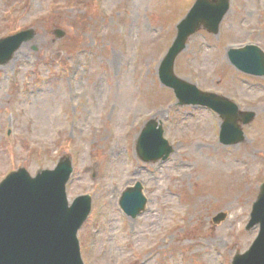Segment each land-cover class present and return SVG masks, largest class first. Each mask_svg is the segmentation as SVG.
I'll list each match as a JSON object with an SVG mask.
<instances>
[{
	"label": "rangeland",
	"instance_id": "rangeland-1",
	"mask_svg": "<svg viewBox=\"0 0 264 264\" xmlns=\"http://www.w3.org/2000/svg\"><path fill=\"white\" fill-rule=\"evenodd\" d=\"M195 2L0 0V40L36 32L0 65V183L71 158L69 202L92 199L78 234L85 264H233L259 235L247 226L264 183V77L228 54L264 50V0H230L219 34L201 30L175 63L179 78L256 113L240 123L244 141L229 146L218 114L181 105L159 79ZM152 119L172 152L145 163L136 148ZM136 182L147 207L131 218L119 201ZM221 212L228 217L215 224Z\"/></svg>",
	"mask_w": 264,
	"mask_h": 264
},
{
	"label": "water",
	"instance_id": "water-1",
	"mask_svg": "<svg viewBox=\"0 0 264 264\" xmlns=\"http://www.w3.org/2000/svg\"><path fill=\"white\" fill-rule=\"evenodd\" d=\"M229 9L230 0H197L178 25L177 37L160 67L162 83L175 90L181 105L205 106L222 117L221 141L226 145L244 141L238 121L242 117L243 124L248 125L256 114L240 113L229 99L200 91L178 78L174 67L189 38L200 29L219 33ZM35 34L34 30H26L0 40V65L8 64L21 45L31 41ZM229 58L241 71L264 76V52L258 46L231 49ZM171 149L162 125L155 120L148 122L138 140L139 157L144 162L166 160ZM72 171L70 159L64 158L55 170H42L33 178L26 169H20L0 184V264H83L77 235L91 212L92 200L82 196L69 205L66 185ZM146 205L141 183L128 188L120 201L122 209L133 218L143 213ZM226 217L221 213L214 222L218 224ZM257 225L259 236L246 253L235 256L233 264H264V184L247 229Z\"/></svg>",
	"mask_w": 264,
	"mask_h": 264
}]
</instances>
